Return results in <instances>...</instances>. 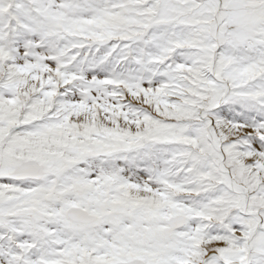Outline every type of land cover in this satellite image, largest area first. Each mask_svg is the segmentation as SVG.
<instances>
[{
    "label": "snow or ice",
    "instance_id": "6c2138e0",
    "mask_svg": "<svg viewBox=\"0 0 264 264\" xmlns=\"http://www.w3.org/2000/svg\"><path fill=\"white\" fill-rule=\"evenodd\" d=\"M0 264H264V0H0Z\"/></svg>",
    "mask_w": 264,
    "mask_h": 264
}]
</instances>
